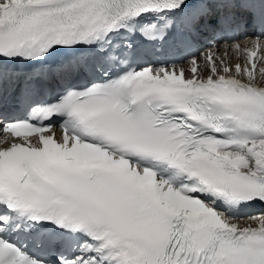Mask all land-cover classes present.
Returning <instances> with one entry per match:
<instances>
[{"label": "snow or ice", "instance_id": "obj_1", "mask_svg": "<svg viewBox=\"0 0 264 264\" xmlns=\"http://www.w3.org/2000/svg\"><path fill=\"white\" fill-rule=\"evenodd\" d=\"M0 264H264V0H0Z\"/></svg>", "mask_w": 264, "mask_h": 264}, {"label": "bare ground", "instance_id": "obj_2", "mask_svg": "<svg viewBox=\"0 0 264 264\" xmlns=\"http://www.w3.org/2000/svg\"><path fill=\"white\" fill-rule=\"evenodd\" d=\"M224 49H220V52L223 53ZM230 55L232 56V63L235 64L237 62H243L242 60H239L238 57V53H230Z\"/></svg>", "mask_w": 264, "mask_h": 264}]
</instances>
